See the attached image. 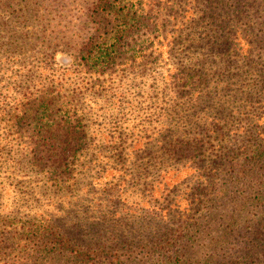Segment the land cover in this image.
Here are the masks:
<instances>
[{"label":"rangeland","instance_id":"374dc122","mask_svg":"<svg viewBox=\"0 0 264 264\" xmlns=\"http://www.w3.org/2000/svg\"><path fill=\"white\" fill-rule=\"evenodd\" d=\"M125 3L0 0V264H264V0Z\"/></svg>","mask_w":264,"mask_h":264},{"label":"trees","instance_id":"16d2710c","mask_svg":"<svg viewBox=\"0 0 264 264\" xmlns=\"http://www.w3.org/2000/svg\"><path fill=\"white\" fill-rule=\"evenodd\" d=\"M96 8L99 10H106L107 12L110 9L113 10L114 18L117 20L115 25L116 38L121 40L124 36L127 35V31L133 29L135 26V20L139 19L138 10H131L130 5L125 3V0H96ZM102 12V11H101ZM112 13V11H111ZM114 30V29H112ZM112 36V35H111ZM108 41L105 40V44L102 45H93L91 41L87 42L82 49V56L87 61L95 60L99 55H105L110 53L107 47ZM111 45L114 42H110ZM117 42H115V45ZM33 133L29 141V144L35 151H39L43 148H47V151L53 153L54 155H59L60 152L66 147L68 139L56 138L53 133L57 130L51 122H44L42 119H34L33 122ZM68 129V127H66ZM70 130V129H69ZM70 133L72 131H66ZM264 154V149L261 152ZM59 238V244L63 245L69 242L70 237L64 234L57 235ZM69 261H74L78 259L80 262L87 263V254L81 251L80 249H70L67 254ZM25 264V263H24Z\"/></svg>","mask_w":264,"mask_h":264}]
</instances>
